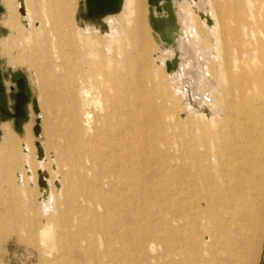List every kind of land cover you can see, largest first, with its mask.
<instances>
[{"label":"rangeland","instance_id":"obj_1","mask_svg":"<svg viewBox=\"0 0 264 264\" xmlns=\"http://www.w3.org/2000/svg\"><path fill=\"white\" fill-rule=\"evenodd\" d=\"M143 1L140 43H133L132 28L121 49L114 44V50L106 53L113 62L106 66L102 53L112 43L110 33L118 29L123 32L125 17L89 20L86 0H27L34 20L31 27L21 23L17 0L9 5L0 0V73L6 82V86L0 84V145L6 124L15 142L13 151L6 148L0 152V264H87L84 258L75 256L103 249L105 231L120 216L116 215V188L112 186L113 170L118 166L110 152L117 123L114 115L124 111L123 102L131 95L136 96L135 106L151 122L152 136L163 137L158 141L153 137L148 145L153 151L155 146L160 148L170 167L162 173L164 188L155 194L153 204L146 206L155 246L142 264H263L264 222L262 231L247 225L235 233L236 225L225 216L215 227L204 220L208 219L206 173L199 168L209 162L203 157L205 150L200 152L202 159L196 154L201 146L211 153L225 149L227 154L215 169L213 180H219L221 169L231 179L234 173H245L257 179L258 190H264V114L257 113L260 119L253 126L245 110H238L235 118L227 114L232 120L224 140L214 139L215 147L209 140L194 139L187 125L179 121L181 106L178 98L170 97L167 68H158L153 61L158 46L150 34L148 0ZM213 2L221 27L219 61L227 66L230 76H264V0H253L250 6L248 0ZM10 10L15 12L14 30L5 26ZM242 18L253 28L247 37L251 44L243 46L236 39L242 32L235 28ZM200 34L207 54L209 36L204 30ZM162 59L167 61V55ZM20 79L25 81L30 98L24 119L15 117ZM34 101H38L39 113L35 112ZM39 117L42 132L36 136ZM29 135L36 153V157L31 154V160L37 162V142L48 157L56 158L63 193L56 196L55 212L41 211L38 182L37 188H31L26 179L22 187L16 178L18 172L24 173L22 144ZM69 137L79 146L76 144L68 160L64 153ZM245 159L250 167L245 168ZM261 194L255 191L252 197L263 214L264 209L260 211L257 206ZM181 205L192 214L181 211ZM190 222L195 223L193 233L200 238V247L192 253L184 247L180 233L184 223ZM216 227L223 229L227 242L220 252L211 254L206 248L214 244V239L208 241V237L216 234ZM248 239L254 243L249 257L242 250ZM106 259L101 254L96 261Z\"/></svg>","mask_w":264,"mask_h":264},{"label":"bare ground","instance_id":"obj_2","mask_svg":"<svg viewBox=\"0 0 264 264\" xmlns=\"http://www.w3.org/2000/svg\"><path fill=\"white\" fill-rule=\"evenodd\" d=\"M5 2L9 5L11 0H5ZM252 3L253 0H248L249 6ZM144 6L143 0H123L119 13L106 16L107 18L119 15L126 18V25H124L122 33L119 29H113L114 31L110 33L112 43L102 53L106 66L113 65L111 58L107 55L115 47L121 49L122 42L128 39L127 35L133 29V43H140ZM16 8L21 16V23L24 26L29 24L32 27L34 20L27 0H17ZM173 9L178 29L172 34V46L167 48L151 25L150 34L158 46V50L152 56L155 65L158 68H167L168 71L169 63L172 68L171 71H168L167 82L170 84L168 86L171 99L178 98L180 102L179 121L187 125L194 139L209 140L212 143L219 137L224 140L228 125L232 120H229L227 114H232L235 118L238 110H245L248 113L247 120L253 126V123L260 119L259 114H264V76H260V74L230 76L227 66L219 61V57H221V27L215 16L213 0H174ZM148 14L150 15L149 2L147 16ZM154 14H158L155 7ZM16 25L15 12L10 10L5 26L14 30ZM235 28L242 32L236 38L241 45L251 44L247 37H249V31L253 30L252 24L242 18L237 22ZM200 30L206 31L210 39V49L207 54L202 46L203 37ZM163 54L167 55V61L162 59ZM138 62L143 67V63ZM174 62L178 63L177 68L174 67ZM135 101L136 96H128L123 102L124 111L115 113L114 119L117 123L110 145V152L118 162L117 169L113 170L112 186L116 188L114 191L115 205L118 209L116 215L120 216L105 231L106 238L103 241V249H99L98 252H86L83 256L82 253H78L75 256V258H84L87 264H90V261H96L101 254H104L107 259L101 263L96 261V264H133V261L142 264L146 253L155 246L152 239L154 234L147 225L149 215L146 206L153 204L155 194L164 188L162 173L170 167L166 163L162 150L155 146L153 151V147L148 145L153 137L156 141L163 137L160 138L159 134L152 136L151 130H149L151 122L148 117L144 116L143 110L135 106ZM37 105L39 108L38 101ZM192 118L197 121H192ZM39 120L42 132L41 117ZM4 129L7 131L8 137L6 143H10V127L6 125ZM73 134L75 136L76 131ZM66 144L67 151L64 153V158L69 160L74 155L77 143L75 144L74 140L69 137L66 138ZM77 146L79 145L77 144ZM42 149L41 156L38 155L37 149V162L35 163V158L31 160L33 158L31 154L36 157L35 148L30 140V135L27 136L26 141L22 144L24 173H20L16 178L22 187H24L26 179L31 188H37L38 182L40 209L48 214L56 211L54 203H56V196L63 193V180L58 175L56 158L48 157L43 147ZM207 149L205 146H201L199 147L200 151H197L196 154V157L202 159L200 152L205 150L203 157L209 162L207 167L199 168L204 174L206 173L204 185L208 201L206 209L208 219L204 220L209 221L215 227L217 222L225 216L229 223L236 225L233 228L235 233L247 225L262 231L264 213H259L252 197V193L255 191L262 192V200L257 205L262 211L264 209V190L257 189L259 187L257 179L253 178V175L245 173H234L235 177L231 179L221 169L218 171L219 180H213L215 169L222 164L223 157L227 152L225 149H219L218 153H211ZM244 162L245 168L250 167L246 159ZM180 209L189 213L188 216L192 214V210L187 211L182 205ZM58 212L59 210H57V214ZM194 226L193 222L184 223V228L180 231L188 253L197 251L200 247V238L193 233ZM215 230L216 234H213V237H208V241L214 239V244L206 248L207 252L211 254L220 252L223 243L227 242L223 229L216 227ZM252 240L242 244V250L248 254V257L254 248Z\"/></svg>","mask_w":264,"mask_h":264},{"label":"water","instance_id":"obj_3","mask_svg":"<svg viewBox=\"0 0 264 264\" xmlns=\"http://www.w3.org/2000/svg\"><path fill=\"white\" fill-rule=\"evenodd\" d=\"M123 0H86L87 18L89 20L102 19L111 14H117L121 11ZM150 4V25L153 30L159 34L160 40L165 43L166 47L172 46V34L177 31L178 24L176 22L175 12L173 9L174 0H148ZM154 7L157 10V15L154 14ZM178 63L174 62V67L177 68ZM171 66L168 63V71H171ZM19 93L16 95V115L18 119H24L26 116V105L29 102V95L26 93V85L23 79L18 81ZM34 109L39 113L37 101H34ZM34 132L36 136L41 133L40 120H37ZM38 155L43 154L42 146L39 142L36 143ZM264 264V262H263Z\"/></svg>","mask_w":264,"mask_h":264},{"label":"crops","instance_id":"obj_4","mask_svg":"<svg viewBox=\"0 0 264 264\" xmlns=\"http://www.w3.org/2000/svg\"><path fill=\"white\" fill-rule=\"evenodd\" d=\"M3 1V0H2ZM6 7V6H5ZM0 84L1 85H3V86H6V82L4 81V79H3V77H2V74L0 73ZM8 127H10V125L9 124H6ZM6 125H4V127L6 126ZM4 129V128H3ZM10 129H11V127H10ZM10 143L8 142V143H6V141L8 140V137H7V133H6V130L4 129V137H3V142H2V144L0 145V152L2 151V150H6V148L7 149H11V151H13L14 149H15V146H14V144H15V142H14V136H13V133H12V129H11V134H10ZM12 169L14 168L13 166L11 167ZM10 168V169H11ZM20 175V172H18L17 173V176H19Z\"/></svg>","mask_w":264,"mask_h":264},{"label":"flooded vegetation","instance_id":"obj_5","mask_svg":"<svg viewBox=\"0 0 264 264\" xmlns=\"http://www.w3.org/2000/svg\"><path fill=\"white\" fill-rule=\"evenodd\" d=\"M0 100H1V98H0ZM2 107V106H1ZM4 112H5V110H3Z\"/></svg>","mask_w":264,"mask_h":264}]
</instances>
